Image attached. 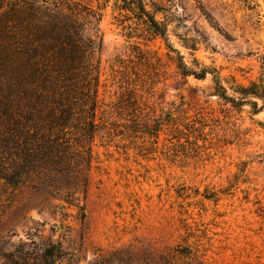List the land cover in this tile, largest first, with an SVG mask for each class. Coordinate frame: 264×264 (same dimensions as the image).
<instances>
[{
    "label": "rangeland",
    "instance_id": "1",
    "mask_svg": "<svg viewBox=\"0 0 264 264\" xmlns=\"http://www.w3.org/2000/svg\"><path fill=\"white\" fill-rule=\"evenodd\" d=\"M173 2L182 20L168 43L204 79L181 76L162 39H127L111 3L100 9L98 100H121L116 136L94 140L84 206L0 181V264H42L50 244L55 264H165L186 246L203 264H264V97L239 91L264 83V0Z\"/></svg>",
    "mask_w": 264,
    "mask_h": 264
},
{
    "label": "trees",
    "instance_id": "2",
    "mask_svg": "<svg viewBox=\"0 0 264 264\" xmlns=\"http://www.w3.org/2000/svg\"><path fill=\"white\" fill-rule=\"evenodd\" d=\"M110 3L127 39H162L181 76L204 79L207 69H190L168 43V26L182 20L173 0H103L101 7ZM102 8L73 0H0V181L12 188L28 184L60 206H84L94 140L112 141L113 118L122 109L121 100L108 109L98 100ZM216 85L217 98L235 104ZM239 91L262 100L264 83ZM249 105L253 115L263 110ZM140 107L137 125L151 130ZM59 254V244L47 245L41 263L55 264ZM160 257L165 264H203L189 246Z\"/></svg>",
    "mask_w": 264,
    "mask_h": 264
}]
</instances>
